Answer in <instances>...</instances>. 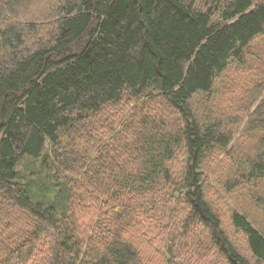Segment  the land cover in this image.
Wrapping results in <instances>:
<instances>
[{
	"label": "trees",
	"instance_id": "16d2710c",
	"mask_svg": "<svg viewBox=\"0 0 264 264\" xmlns=\"http://www.w3.org/2000/svg\"><path fill=\"white\" fill-rule=\"evenodd\" d=\"M262 36L264 0H0V264H184L190 234L193 264H264V101L242 153L193 105ZM222 152L262 225L209 197ZM27 155L68 186L61 212L22 181Z\"/></svg>",
	"mask_w": 264,
	"mask_h": 264
},
{
	"label": "rangeland",
	"instance_id": "374dc122",
	"mask_svg": "<svg viewBox=\"0 0 264 264\" xmlns=\"http://www.w3.org/2000/svg\"><path fill=\"white\" fill-rule=\"evenodd\" d=\"M200 2L206 8L211 0H200ZM252 52L243 65L233 63L230 69L219 78L212 99L201 95L193 101L194 107L201 116L211 110L225 115L223 120L234 137L231 147L228 148L241 151V153L250 151L254 140H256V136L249 133L248 124L254 117L255 109L259 108L264 101V36L255 40ZM228 160V156L222 152L215 161L207 165L209 197L217 207L221 208L223 215H227L232 209L238 207L246 210L256 225H262L263 214L251 198L244 199L241 195L238 198L231 197V194L226 191L225 182L229 169L225 163H228ZM41 161V158L24 156L17 164V169L23 175V182L33 180L32 194L36 199L44 201L47 205L55 206L61 212L66 202L68 186L62 182H58V185L51 183L47 178V172L43 171ZM241 191L248 192L243 188ZM233 236L235 242L245 251L244 236L239 233H234ZM197 238L198 236L193 238V234H190L189 240L185 242L187 246L183 253L184 257L180 262L193 264L194 260L196 261L200 256L197 251L195 252L200 245L196 244ZM161 243L158 239L154 241L159 252L162 251L158 248ZM201 244L205 249L207 242ZM204 249L199 252L207 254L203 251ZM206 257L211 259L209 255Z\"/></svg>",
	"mask_w": 264,
	"mask_h": 264
}]
</instances>
